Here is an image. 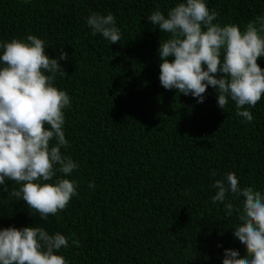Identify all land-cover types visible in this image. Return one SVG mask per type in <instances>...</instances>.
<instances>
[{
  "label": "trees",
  "instance_id": "trees-1",
  "mask_svg": "<svg viewBox=\"0 0 264 264\" xmlns=\"http://www.w3.org/2000/svg\"><path fill=\"white\" fill-rule=\"evenodd\" d=\"M175 0H0V40H45L67 75L56 84L71 98L65 110V151L79 168L78 195L42 220L0 189V228L39 226L75 234L62 254L69 264H221L223 249L245 255L233 239L235 214L213 204L212 177L236 174L241 186L264 190V96L251 123L224 111L210 86L205 100L164 89L159 40L147 15ZM222 25L243 29L264 15V0H208ZM90 12L113 13L119 43L92 35ZM62 48V49H61ZM264 69V60H258ZM246 107V106H245ZM94 181L95 187L89 188ZM16 187L14 182H7ZM222 245L218 247L217 245Z\"/></svg>",
  "mask_w": 264,
  "mask_h": 264
},
{
  "label": "clouds",
  "instance_id": "clouds-1",
  "mask_svg": "<svg viewBox=\"0 0 264 264\" xmlns=\"http://www.w3.org/2000/svg\"><path fill=\"white\" fill-rule=\"evenodd\" d=\"M218 16L208 0H175L166 10L157 5L149 12L146 20L165 34L157 48L159 81L198 104L211 86L219 109L231 101L236 116L251 123L249 109L264 96V69L257 63L264 60V15L243 29L236 23L222 25ZM85 20L92 35L119 43L121 29L113 13L90 12ZM48 47L32 34L0 40V189L13 203L24 201L42 220L63 211L78 195V182L70 177L79 168L62 151L69 145L65 110L72 101L56 80L67 75L60 62L68 53L50 57ZM209 174L215 190L211 202L222 205L226 217L235 214L233 239L245 253L241 258L237 250L224 248L221 264H264V190L241 186L231 171L219 178L214 170ZM7 182L17 186L10 189ZM88 186L94 188V181ZM70 240L78 243L74 233H50L39 226L0 228V264H69L59 253Z\"/></svg>",
  "mask_w": 264,
  "mask_h": 264
}]
</instances>
